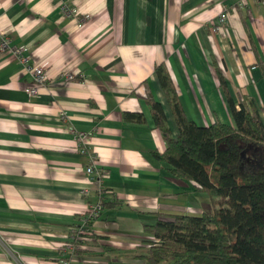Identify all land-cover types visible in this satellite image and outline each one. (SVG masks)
Here are the masks:
<instances>
[{
  "label": "crops",
  "instance_id": "1",
  "mask_svg": "<svg viewBox=\"0 0 264 264\" xmlns=\"http://www.w3.org/2000/svg\"><path fill=\"white\" fill-rule=\"evenodd\" d=\"M0 0V30L49 61L35 85L27 65L0 52V264H55L98 199L85 167L95 151L108 169L102 214L69 264H147L157 214L201 215L210 195L177 177L148 98L178 125L156 72L165 63L186 113L200 124H234L233 97L264 105V0ZM228 8L218 30L213 19ZM72 72L73 78H58ZM229 109L230 114L227 113ZM126 112L142 115L126 117ZM91 132L78 145L74 131ZM93 188L83 195V186Z\"/></svg>",
  "mask_w": 264,
  "mask_h": 264
},
{
  "label": "trees",
  "instance_id": "2",
  "mask_svg": "<svg viewBox=\"0 0 264 264\" xmlns=\"http://www.w3.org/2000/svg\"><path fill=\"white\" fill-rule=\"evenodd\" d=\"M156 72L178 132L161 102L148 98L166 141L165 151L155 154L177 177L207 192L213 209L201 215L157 214L155 223L144 226L155 239L141 256L147 264H264V105L246 93L236 100L221 75L234 124L217 119L203 125L186 113L165 63L157 64ZM133 116L142 119L126 112ZM96 219H90L92 232Z\"/></svg>",
  "mask_w": 264,
  "mask_h": 264
},
{
  "label": "built area",
  "instance_id": "3",
  "mask_svg": "<svg viewBox=\"0 0 264 264\" xmlns=\"http://www.w3.org/2000/svg\"><path fill=\"white\" fill-rule=\"evenodd\" d=\"M63 11L66 14H70L76 10V7H72L69 4V0H60ZM228 20V8L224 7L221 12L213 19V29L218 30L220 26L226 24ZM11 51L18 59L24 62L29 68L35 85L27 86L26 91L30 95L38 93V85L44 84L48 80V65L49 61L44 60L42 62H34L32 56L29 53V46L26 43H13L12 37L3 30H0V52ZM58 78H73L72 72H60ZM70 128V127H69ZM74 131L75 139L78 145L84 144L89 141L91 132L77 131L74 128H70ZM91 162L85 167L87 178L90 182L96 183V190L98 193V199L89 203L88 208L82 214L81 225L73 226V234L70 236V240L65 244L63 248L64 255L60 257L55 264H69L70 259L67 257L70 252L75 250L78 245V241L93 234L90 228V219L99 217L104 208V195L106 193V187L104 183L105 177L109 171L107 168L99 165V158L95 151L90 153ZM93 191V188L85 185L82 187L81 192L83 195L89 196ZM94 223V222H93Z\"/></svg>",
  "mask_w": 264,
  "mask_h": 264
},
{
  "label": "rangeland",
  "instance_id": "4",
  "mask_svg": "<svg viewBox=\"0 0 264 264\" xmlns=\"http://www.w3.org/2000/svg\"><path fill=\"white\" fill-rule=\"evenodd\" d=\"M227 113L231 115L229 109L227 110ZM232 117H233V115H232ZM212 209H213V208H211L210 211H211Z\"/></svg>",
  "mask_w": 264,
  "mask_h": 264
}]
</instances>
